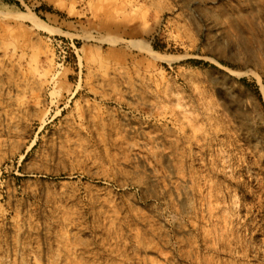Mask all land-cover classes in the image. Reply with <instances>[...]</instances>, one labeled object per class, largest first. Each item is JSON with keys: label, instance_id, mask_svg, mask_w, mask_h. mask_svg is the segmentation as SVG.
Segmentation results:
<instances>
[{"label": "rangeland", "instance_id": "rangeland-1", "mask_svg": "<svg viewBox=\"0 0 264 264\" xmlns=\"http://www.w3.org/2000/svg\"><path fill=\"white\" fill-rule=\"evenodd\" d=\"M0 264H264V0H0Z\"/></svg>", "mask_w": 264, "mask_h": 264}, {"label": "bare ground", "instance_id": "bare-ground-1", "mask_svg": "<svg viewBox=\"0 0 264 264\" xmlns=\"http://www.w3.org/2000/svg\"><path fill=\"white\" fill-rule=\"evenodd\" d=\"M148 54L152 59L156 61L172 62L174 60L173 58L168 57L167 55H162L151 48L148 49Z\"/></svg>", "mask_w": 264, "mask_h": 264}]
</instances>
